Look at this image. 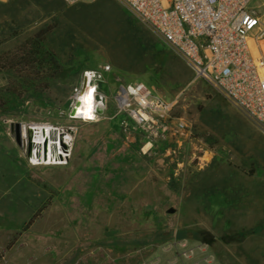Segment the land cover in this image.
Segmentation results:
<instances>
[{"label": "rangeland", "instance_id": "obj_1", "mask_svg": "<svg viewBox=\"0 0 264 264\" xmlns=\"http://www.w3.org/2000/svg\"><path fill=\"white\" fill-rule=\"evenodd\" d=\"M38 35L48 76L0 66V264H264V131L118 0H0V56ZM99 61L112 66L106 93L118 74L176 98L168 123L182 118L184 133L142 153L111 108L93 123L60 113ZM16 121L71 129L69 158L29 162Z\"/></svg>", "mask_w": 264, "mask_h": 264}, {"label": "built area", "instance_id": "obj_2", "mask_svg": "<svg viewBox=\"0 0 264 264\" xmlns=\"http://www.w3.org/2000/svg\"><path fill=\"white\" fill-rule=\"evenodd\" d=\"M64 1L74 3L79 0ZM118 1L154 29L181 56L195 78H203L228 104L264 131V21L256 11L258 4L254 0ZM111 70V64L105 61L85 67L72 88V95L85 89L95 103L103 104L101 111L94 109L93 119L81 117L82 121L73 116L69 111L72 97L69 106L66 109L59 107V112L71 120L98 122L111 108L113 113L108 118L118 117L123 134L142 133L145 140L140 148L142 153L157 140L168 136L178 138L184 133L187 124L182 118L168 123L176 98H166L144 81L127 80L118 74H115L118 83L114 90L111 91L108 85L110 92L106 93L100 83H107ZM52 128L63 130L54 125ZM36 144L32 152L40 160L44 149ZM147 144L149 146L145 148ZM58 152L60 163L70 156L68 146H61ZM27 159L33 163L30 157Z\"/></svg>", "mask_w": 264, "mask_h": 264}, {"label": "bare ground", "instance_id": "obj_3", "mask_svg": "<svg viewBox=\"0 0 264 264\" xmlns=\"http://www.w3.org/2000/svg\"><path fill=\"white\" fill-rule=\"evenodd\" d=\"M263 45V44H262ZM103 107V104L101 102L95 103L93 101V97L91 93L88 90L82 89L81 92L75 93L72 95V102L70 106V110L73 114V116H76L77 118L81 119V117L84 118H91L93 119L95 117L94 115V109L97 111H101ZM82 120V119H81ZM83 121V120H82ZM85 121V120H84ZM97 120H90L89 123L96 122ZM23 124V130L22 134L24 136V139H27V127L31 128L32 130V136L31 139L35 142H38L39 147H43L44 154L40 155V160H37V157L34 155V151L31 153L30 160L34 163H43V164H58L57 158H58V151L61 150L60 145V139L59 136L53 135L51 133V128L53 127V124L47 121H31ZM62 135L63 140L67 143V146L69 150L71 151V139H72V133L73 131L71 129L65 130L62 128ZM60 130V128H59ZM55 140L52 142V140ZM35 145L32 146V148ZM149 144L145 146L147 148ZM39 159V158H38Z\"/></svg>", "mask_w": 264, "mask_h": 264}, {"label": "trees", "instance_id": "obj_4", "mask_svg": "<svg viewBox=\"0 0 264 264\" xmlns=\"http://www.w3.org/2000/svg\"><path fill=\"white\" fill-rule=\"evenodd\" d=\"M46 53L43 45V38L38 35L37 37H28L12 51H9L4 55L0 56V66L9 69H23L29 72H45L54 69L52 66H46ZM54 64V62H53ZM49 74H47L48 76ZM39 210V209H38ZM37 210V211H38ZM29 220V223L33 222L35 215ZM199 235L203 242L211 244L214 241V236L208 230H200ZM243 232L236 233L232 236H223L222 239L225 242L231 240L240 239L243 237Z\"/></svg>", "mask_w": 264, "mask_h": 264}, {"label": "water", "instance_id": "obj_5", "mask_svg": "<svg viewBox=\"0 0 264 264\" xmlns=\"http://www.w3.org/2000/svg\"><path fill=\"white\" fill-rule=\"evenodd\" d=\"M22 130H23V124L19 121L16 122H10L9 124V132L10 134L14 137L15 142L17 143V145L19 146H24L26 145V150H27V156H30L32 153V146L35 145L33 142V140L31 139L32 136V130L31 128L27 127V139H24V136L22 134ZM51 133L53 135H57V137L59 136V141H60V145L64 148L67 147V143L63 140V136L62 135V130H59L57 128H51ZM68 159V157L66 156V160ZM169 211H173V208H170Z\"/></svg>", "mask_w": 264, "mask_h": 264}, {"label": "crops", "instance_id": "obj_6", "mask_svg": "<svg viewBox=\"0 0 264 264\" xmlns=\"http://www.w3.org/2000/svg\"><path fill=\"white\" fill-rule=\"evenodd\" d=\"M219 95V94H218ZM220 96V95H219Z\"/></svg>", "mask_w": 264, "mask_h": 264}]
</instances>
